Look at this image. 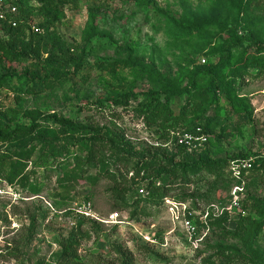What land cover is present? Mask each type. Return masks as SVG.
<instances>
[{
	"label": "rangeland",
	"instance_id": "374dc122",
	"mask_svg": "<svg viewBox=\"0 0 264 264\" xmlns=\"http://www.w3.org/2000/svg\"><path fill=\"white\" fill-rule=\"evenodd\" d=\"M7 2L22 15L33 10L30 27L43 22L37 15L45 8L58 19L48 31L41 28L49 39L27 57L14 56L20 43L0 33V128L52 119L97 128L153 165L180 164L189 155L224 164L219 175L199 183L177 182L180 188L172 187L159 204L134 192L139 204L122 209L107 193L108 176L84 170L58 183L60 169L34 166L38 154L10 183L0 144V264H118L119 249L132 264H264V163L247 176L238 206L227 167L236 156L264 153V66L254 64L264 56L245 42L221 72L197 73L218 63L235 32L264 44V0ZM129 95L127 107L114 105ZM152 95L159 106L146 121L137 111ZM197 129L205 145L195 151L178 145ZM119 168L141 181L133 165ZM24 175L36 192L19 183ZM188 220L201 239L197 249L188 241Z\"/></svg>",
	"mask_w": 264,
	"mask_h": 264
},
{
	"label": "trees",
	"instance_id": "16d2710c",
	"mask_svg": "<svg viewBox=\"0 0 264 264\" xmlns=\"http://www.w3.org/2000/svg\"><path fill=\"white\" fill-rule=\"evenodd\" d=\"M9 4L17 8L15 3L9 2ZM22 13L24 16L19 13L16 28H12L7 23L0 25L2 36L11 37L20 43L16 47L18 48V52H13V55L16 57H27L39 52L43 42L49 39L48 34L43 36L41 35L42 33H34L32 27L27 23V17L33 14V10L27 9L26 12ZM37 16L43 20L39 27H35L39 30L43 28L48 31L53 21L58 19V15H53L47 8L42 11L39 10ZM28 34L31 35L32 39L27 36ZM245 42H249L259 51V54L264 56V44H261L257 37L253 35L242 36V34L235 32L221 48L218 63L206 69L199 68L197 73L203 76H214L218 71L221 72L229 62L230 52L234 48L242 46ZM10 46H13V41ZM261 59L254 61L255 66L258 68L264 66V62ZM218 88L221 89V86ZM211 93L216 94L214 91ZM177 94L176 91L173 92L174 96ZM132 98H134V95L125 96L123 99L116 100L114 105L127 107ZM158 102L159 98L155 95L148 96L145 98V103H143L137 112L139 115L145 117L146 121H149L156 114L155 110L159 106ZM167 104L168 102L166 101L163 107H167ZM44 123L45 125H38L33 122L29 126L0 128V144L6 146L4 152L7 156L5 158L2 157V162L4 164L3 167H6L9 174L8 181L10 183L21 175L26 169L27 163L38 154L34 166L44 170L47 168L60 169L62 177L58 179V183H64L67 180L71 182L79 171L82 172L84 170L95 169L97 170L98 177L102 175L108 176L107 178H109L111 183L107 189V193L110 195L115 208L131 209L134 205L139 204V200L132 201V195L135 193L137 195L138 189L142 184L146 186L149 192V195L142 200L147 201L149 204H159L163 202L166 194L172 190V187L176 189L180 188V183L177 182L183 181L184 186L193 185V181L195 180L199 183L209 174L214 176L219 175L220 169H222L221 164H224L223 161H212L211 159L197 161L189 155L180 164H175L174 159H168V163L165 166L161 164L153 165L145 162V156L134 154L127 144L121 142L122 149H120L117 140L108 138L107 135L97 128L83 127L70 122H57L52 119H45ZM49 123L51 125H48ZM101 154H107L108 156L104 157V159L100 157ZM255 156L259 157V155ZM134 158L137 161H134ZM156 158L157 156L154 157L155 160ZM247 158L242 155L236 156L230 159L227 167L232 161L245 160ZM111 162H113L112 166L116 169V175L112 174L109 170ZM261 163H264V157L257 161L249 174L258 172ZM130 165H133V169L136 171L135 176L142 174V177H140L141 181L138 183L133 178L127 179V171L126 174L120 171V166H123L127 170ZM71 168L73 169L70 170ZM91 180L96 181L94 179ZM18 181L23 186L28 185V188L32 192H36V187L29 185L28 176L24 175ZM157 182L160 184L159 187L156 186ZM219 221V224L222 225L226 222V218L224 217ZM239 228L241 229V225ZM117 254L119 257L118 264H132V259L127 252L119 249ZM226 259L234 261L235 256L226 257Z\"/></svg>",
	"mask_w": 264,
	"mask_h": 264
},
{
	"label": "built area",
	"instance_id": "2783aa9c",
	"mask_svg": "<svg viewBox=\"0 0 264 264\" xmlns=\"http://www.w3.org/2000/svg\"><path fill=\"white\" fill-rule=\"evenodd\" d=\"M18 17H19V13L16 7L11 6L7 2V0H0V25L2 23H7L12 28H16L19 19ZM32 30L36 34L41 33V30H39L38 28L32 27ZM195 134H196L195 136H191L187 134L183 135L182 138H180L177 141L178 145L189 151L198 150V148H200L201 146L207 143L208 139L204 134L201 133L200 129H197ZM263 157H264V153L259 155V157L252 156V157H248L245 160H235L229 163V173L231 175V178L236 182V185L233 188V192H232V197H233L232 204L234 206H238V195L243 192V187L245 185L247 176L251 172L254 165H256L257 161ZM156 186L159 187L160 184L157 182ZM138 195L143 198L149 195V192L147 191L145 185L142 184L139 187ZM214 209L217 212H219V209L217 207H214ZM225 210L226 212L230 213L229 210L227 209ZM84 216L88 218L89 214L84 213ZM116 218H118V215H114V217L111 216V220ZM184 228L188 236V241L190 245L193 247V249H197L199 247V243L201 242V239L198 236V232L195 225L188 220L185 222Z\"/></svg>",
	"mask_w": 264,
	"mask_h": 264
}]
</instances>
